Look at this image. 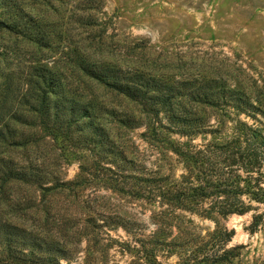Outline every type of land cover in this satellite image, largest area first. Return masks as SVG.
<instances>
[{
	"label": "rangeland",
	"instance_id": "374dc122",
	"mask_svg": "<svg viewBox=\"0 0 264 264\" xmlns=\"http://www.w3.org/2000/svg\"><path fill=\"white\" fill-rule=\"evenodd\" d=\"M13 1L37 19L48 45H37L0 27V114L8 111L16 95L30 91L23 79L29 78L31 69L47 64L67 77L75 98L97 104V121L104 132L100 139L110 141L113 150L88 152L83 142L71 140L64 153L58 149L49 153L50 160L59 156L49 166L60 179L57 184L70 185L48 182L38 192L36 208L24 204L18 210L10 208L12 196L28 199L31 188H5L0 213L50 235L59 231L57 214H64L68 228L63 239L68 248L77 250L73 264H128L133 255L145 257L150 254L147 241L157 229L147 178L155 170L168 173L171 167L178 175L181 165L165 150L157 122L155 133L146 135L143 125L131 128L119 122L123 114L134 115L135 122L155 121L142 112L141 105L87 78L78 65L107 63L137 70L163 84H182L184 91L177 100L186 111L210 121L216 114L236 118L231 109L217 113L216 108L197 106L184 95L211 82L247 91L264 105V0ZM2 73L8 74L6 85ZM6 98L8 105H4ZM240 118L254 122L244 114ZM257 118L264 122L261 115ZM199 142L200 138L194 140ZM21 152L13 149L9 155L19 158ZM252 206L244 214L218 218L234 231L226 246L238 248L233 264H264V204ZM254 214L263 218L251 232ZM186 216V221L191 220L186 224L197 234L204 236L214 229L212 220ZM82 226H88L89 235L78 242L73 233ZM135 242L139 245L132 252ZM155 254L162 264L175 261L165 249H156Z\"/></svg>",
	"mask_w": 264,
	"mask_h": 264
},
{
	"label": "trees",
	"instance_id": "16d2710c",
	"mask_svg": "<svg viewBox=\"0 0 264 264\" xmlns=\"http://www.w3.org/2000/svg\"><path fill=\"white\" fill-rule=\"evenodd\" d=\"M0 27L37 45H48L37 19L13 0H0ZM78 67L87 78L141 105L142 112L155 121L135 122L134 115L123 114L119 122L131 128L143 125L144 135L155 133L157 122L164 134L165 150L181 165L178 175L171 167L168 173L155 170L147 178L157 229L147 241L150 254L133 255L128 264H162L155 254L159 248L175 258L167 264H233L238 248L226 246L234 231L221 225L218 218L249 212L253 202L264 204V122L257 118L261 115L264 119L260 98L211 82L181 95L197 106L214 107L217 113L223 109L235 112L236 118L216 114L210 121L196 117L179 103L182 84H163L137 70L107 63L84 61ZM7 75L1 74L4 85ZM29 75L23 81L30 91L16 95L8 111L0 114V194H5V188L22 185L32 190L28 199L12 196L11 210L24 204L27 209L36 208L38 192L44 191L48 182L64 188L70 185L57 184L60 179L49 166L59 156L50 160V152L56 154L58 149L64 153L63 147L73 139L83 142L84 151L113 150L110 141L107 144L100 139L104 132L97 121V104L75 98L67 77L43 63L33 67ZM8 103L6 98L4 105ZM242 114L254 122L241 119ZM197 138L200 142L194 143ZM13 149H21L19 158L18 154L9 155ZM104 181L111 179L105 176ZM186 214L212 220L214 229L204 236L193 232L186 224L191 222L186 221ZM57 216L59 231L50 235L0 213V264H73L77 250L68 248L62 236L67 232L68 218L61 213ZM262 218V214L253 215L251 232ZM86 229L88 226L74 230L78 242L89 235ZM139 244L135 242L130 251Z\"/></svg>",
	"mask_w": 264,
	"mask_h": 264
}]
</instances>
